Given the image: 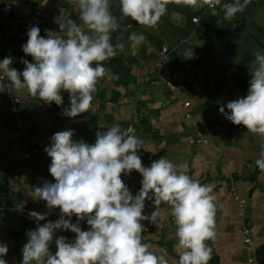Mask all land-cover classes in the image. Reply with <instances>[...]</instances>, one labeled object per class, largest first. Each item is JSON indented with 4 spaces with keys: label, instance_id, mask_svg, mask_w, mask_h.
Here are the masks:
<instances>
[{
    "label": "crops",
    "instance_id": "obj_1",
    "mask_svg": "<svg viewBox=\"0 0 264 264\" xmlns=\"http://www.w3.org/2000/svg\"><path fill=\"white\" fill-rule=\"evenodd\" d=\"M226 2L229 0H220L218 14L213 16L206 0L199 8L189 0H169L168 12L158 26L150 27L123 16L119 0H110L111 11L121 24L111 40L125 48L102 63L119 79L100 78L91 108L76 117L63 112L70 104L68 91L62 92L63 105H57L32 96L27 89L0 85V243L9 248L4 257L8 264H22V249L29 239L26 234L20 238L12 234L35 229V221L7 209L11 206H5L8 199L28 210L61 212L31 195V189L45 181L55 182L49 171L51 157L45 151L52 135L73 129L74 139L94 143L98 129L115 123L135 127L143 140L139 154L145 166L164 156L185 164V171L202 184L214 185L216 236L207 242L213 248L209 264H264V170L255 163L264 135L234 124L219 110L224 105L229 111V101L248 93L249 68L255 52L264 49V0H249L244 11L232 18H225L222 5ZM62 13L81 24L85 32L91 31L80 19L77 0H0V57L11 56L12 67L23 71L24 59L34 62L22 48L30 26L38 25L43 36L45 30L64 35L55 22ZM133 31L146 36L135 49L129 39ZM199 40L204 41L203 46ZM163 49L167 60L160 70ZM13 95H19L21 101L14 103ZM22 130L35 142L37 154L32 164L24 158L19 138ZM198 132L208 143H190ZM121 177L133 195L142 187V174L135 169ZM232 188L246 201L244 208L234 199ZM156 207L161 212L159 224L141 221L143 242L150 243L156 254L165 255L169 264H178L182 250L175 248L171 206L167 202L156 206L146 199V213L150 215ZM245 222L255 236L254 254L243 244Z\"/></svg>",
    "mask_w": 264,
    "mask_h": 264
},
{
    "label": "clouds",
    "instance_id": "obj_2",
    "mask_svg": "<svg viewBox=\"0 0 264 264\" xmlns=\"http://www.w3.org/2000/svg\"><path fill=\"white\" fill-rule=\"evenodd\" d=\"M196 8L203 0H189ZM220 3V0H216ZM249 0H229L223 3L225 18H232L244 11ZM169 0H119L123 16L131 17L138 24L150 27L168 12ZM80 19L91 30L85 32L81 24L63 13L55 17L59 24L58 35L45 30L41 35L38 25L30 26L28 40L23 51L34 57V62L23 60L25 68L14 67L13 58L0 60V82L5 78L17 89H27L34 97L51 104L63 105V91L70 93V104L63 108L66 116L76 117L87 112L97 91L100 78L119 79L102 62L117 55V49L125 45H113L112 32L121 28L118 17L110 7V0H77ZM175 18H178L175 17ZM132 48L145 42L143 32H131ZM203 46L204 41L198 43ZM250 69V84L246 96L220 106V112L236 125L264 135V49L255 52ZM110 95V93H109ZM73 129L55 132L45 151L51 157L49 171L55 182L45 181L31 189V195L47 202L49 209L59 207L62 215L55 221L48 220V213L29 212L37 227L28 230L29 237L22 249V264H169L163 254L151 250L150 243L143 242V220L159 224V207L149 215L144 210L146 199L156 206L167 202L176 225L180 251L178 264H209L213 248L207 243L216 236V204L214 185L202 184L192 178L183 163L161 157L150 166L142 163L139 150L143 140L135 127H122L115 123L100 128L94 143L76 140ZM264 170V145L255 161ZM142 174V187L133 195L121 177L132 170ZM78 217L73 223L70 217ZM90 225L82 230L80 221ZM58 229H70L76 237L55 239L58 250L53 254L50 244ZM7 244L0 243V264H8L4 258Z\"/></svg>",
    "mask_w": 264,
    "mask_h": 264
},
{
    "label": "built area",
    "instance_id": "obj_3",
    "mask_svg": "<svg viewBox=\"0 0 264 264\" xmlns=\"http://www.w3.org/2000/svg\"><path fill=\"white\" fill-rule=\"evenodd\" d=\"M206 4H207V9L210 11L211 15L215 16V15L218 14V9H219L218 5H219V3H217L216 0H206ZM0 60H2L1 57H0ZM166 60H167L166 49H163L162 53L160 54V62H159L160 70L163 68L164 62ZM0 85H12V83L5 78V80L3 82H0ZM167 86L170 87V88H173L174 85L172 84V82H167ZM12 98H13L12 100L14 101V103H19L21 101L19 95H13ZM188 106H189V103H186L184 105L185 108H187ZM186 117L187 118H191L189 113L186 114ZM19 138L21 139V142H22V148L24 150V158L30 164H32L34 162L36 154H37L35 142L30 139L28 132H26L24 130L19 132ZM190 143L192 145H195V146H200V145L208 143V141H207V139L204 137V135L201 132H198L197 135L195 136V138L190 140ZM231 191H232V193L234 195V199H236V201L239 202L240 208H244V206L246 205V201L241 198L238 190L236 188H232ZM7 209L8 210H12V211H16V212L24 215L26 218L32 220L33 222L35 221L34 222V226H35V228L37 227V222H36L35 218H32L29 215V212L31 210L26 209L22 205H12V206H9ZM37 212H40L42 214L43 213H48V215L46 216L45 220L39 221L40 224H44L48 220L55 221L62 215L61 212L60 213H49L45 209L44 210H38ZM70 219L72 220L73 223H75V220H74L73 216L70 217ZM69 231H70V229H68V230H65V229L56 230V232L54 233L53 242L50 244V251L53 254L58 250V247L55 244V239L58 238L61 235L66 236ZM242 236H243V244H244L245 249L248 252L254 254L255 251L257 250L256 240H255V236H254V234L252 232L251 226H250V224L248 222H245L244 226L242 227ZM251 261H255V259L253 258Z\"/></svg>",
    "mask_w": 264,
    "mask_h": 264
},
{
    "label": "trees",
    "instance_id": "obj_4",
    "mask_svg": "<svg viewBox=\"0 0 264 264\" xmlns=\"http://www.w3.org/2000/svg\"><path fill=\"white\" fill-rule=\"evenodd\" d=\"M15 202L11 199H8L7 200V202H6V204H5V206L6 205H13ZM73 218H74V220H75V223L77 222V220H78V217L77 216H73ZM80 225H81V228H82V230H88L89 228H90V225H88L87 224V221H86V219L85 220H83V221H80ZM28 230H34L33 228H30V229H26V230H24V229H22L21 231H19L18 233H15V234H12V237L13 238H20V237H22V236H24V234H26V232L28 231ZM73 237L72 239H74L75 237H76V233H74V232H72L71 230L68 232V234L66 235V237ZM260 251H261V249H260ZM264 252V250H262V252L261 253H263Z\"/></svg>",
    "mask_w": 264,
    "mask_h": 264
}]
</instances>
